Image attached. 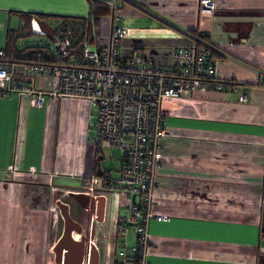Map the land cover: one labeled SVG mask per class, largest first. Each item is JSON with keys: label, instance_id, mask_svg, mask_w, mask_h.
Masks as SVG:
<instances>
[{"label": "crops", "instance_id": "1", "mask_svg": "<svg viewBox=\"0 0 264 264\" xmlns=\"http://www.w3.org/2000/svg\"><path fill=\"white\" fill-rule=\"evenodd\" d=\"M94 1L110 13L84 41L90 48L106 45L114 26L124 27L123 58L165 66L203 34L217 50L211 58L218 78L237 85L235 92H196L161 103L167 136L158 153L150 264H264V0H210L212 13L201 11L202 0ZM20 13L87 19L91 3L0 0V51L8 59L36 44L49 45L52 56L53 41L45 34L29 42ZM34 24L39 28L36 19L32 29ZM37 83L57 87L51 77ZM91 122L84 99L46 98L38 108L27 93H0V264H56L53 248L64 232L57 203L97 175ZM102 161L103 175L119 176L122 160L114 175ZM66 201L83 228L73 238H89L99 264L120 263L121 247L136 243L134 233L116 232L129 200H106L102 222L95 207L87 211L69 196Z\"/></svg>", "mask_w": 264, "mask_h": 264}, {"label": "built area", "instance_id": "2", "mask_svg": "<svg viewBox=\"0 0 264 264\" xmlns=\"http://www.w3.org/2000/svg\"><path fill=\"white\" fill-rule=\"evenodd\" d=\"M112 5L116 8V3ZM200 7L205 13L215 10L210 0H202ZM52 28L51 52L59 63L20 64L8 59L1 50L0 93L5 98L27 93L38 108L46 98L73 97L88 101L92 121L89 143L98 157H103L105 151L118 150L122 167L118 177L93 175L81 189L71 193L104 197L107 201L122 196L128 199L126 213L119 217L116 232L134 233L136 243L130 248L121 247V262L117 264H150L148 250L150 224L155 219L152 208L158 153L161 141L167 136L161 103L165 98L188 97L196 92H235L237 85L218 78L217 63L211 58L217 50L205 41L203 34L195 37L193 46L177 49L171 65L156 66L141 56L122 57L120 44L128 34L124 27L114 26L109 42L97 49L84 42L80 56H70L67 24L57 23ZM33 31L43 34L36 24ZM43 77L53 78L57 87L40 89L37 82ZM240 100L246 103L247 95H242Z\"/></svg>", "mask_w": 264, "mask_h": 264}, {"label": "water", "instance_id": "3", "mask_svg": "<svg viewBox=\"0 0 264 264\" xmlns=\"http://www.w3.org/2000/svg\"><path fill=\"white\" fill-rule=\"evenodd\" d=\"M36 22L38 23L41 32L54 41L52 26L45 21L36 20ZM102 159L101 156L97 158L98 176L103 175L101 167ZM68 196L81 208L87 211L91 206L95 207L96 212H94V217L99 222L103 221L106 201L104 197L95 198L75 193H70ZM57 206L60 209L64 220V232L53 248L56 264H99V251L92 244L90 239L85 235L81 236L80 241H76L73 238V233L81 235L83 233V228L81 224L72 218L70 205L60 201L57 203Z\"/></svg>", "mask_w": 264, "mask_h": 264}, {"label": "trees", "instance_id": "4", "mask_svg": "<svg viewBox=\"0 0 264 264\" xmlns=\"http://www.w3.org/2000/svg\"><path fill=\"white\" fill-rule=\"evenodd\" d=\"M90 3L91 16L87 19L68 16H48L44 14L31 13H20L19 15L25 20V23L29 25V29L25 31L28 37L39 35L38 33L36 34L32 29V19L45 21L48 24H51V26H54L57 23L67 24L71 37L70 56H80V54L82 53L84 41H88V36H90V33L94 30V28L98 26L100 20L110 13V9L106 4L94 0H90ZM204 39L205 41L209 42L206 36H204ZM49 49V45L41 46L36 44L35 46L27 48L28 53L26 55L21 58H18L17 56L15 60L20 64H27L32 62H41L46 64L59 63L58 60L54 59V57L50 55Z\"/></svg>", "mask_w": 264, "mask_h": 264}, {"label": "rangeland", "instance_id": "5", "mask_svg": "<svg viewBox=\"0 0 264 264\" xmlns=\"http://www.w3.org/2000/svg\"><path fill=\"white\" fill-rule=\"evenodd\" d=\"M41 31V30H40ZM40 40H43L41 37L39 36H32L30 39H29V42H32L33 44L36 42L38 43ZM115 155H116V162H114L112 160V153L111 151H105L103 153V161H102V166H103V169L105 171H108L110 173H112L113 175L115 174V172L120 168L121 164H120V160H121V156H120V153L115 150ZM122 167V166H121Z\"/></svg>", "mask_w": 264, "mask_h": 264}, {"label": "flooded vegetation", "instance_id": "6", "mask_svg": "<svg viewBox=\"0 0 264 264\" xmlns=\"http://www.w3.org/2000/svg\"><path fill=\"white\" fill-rule=\"evenodd\" d=\"M67 198H68V196H65V199H62L61 201L67 204L68 203V201H66ZM70 211H71V209H70Z\"/></svg>", "mask_w": 264, "mask_h": 264}, {"label": "bare ground", "instance_id": "7", "mask_svg": "<svg viewBox=\"0 0 264 264\" xmlns=\"http://www.w3.org/2000/svg\"><path fill=\"white\" fill-rule=\"evenodd\" d=\"M38 30H40L38 27H37Z\"/></svg>", "mask_w": 264, "mask_h": 264}]
</instances>
